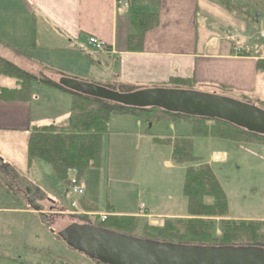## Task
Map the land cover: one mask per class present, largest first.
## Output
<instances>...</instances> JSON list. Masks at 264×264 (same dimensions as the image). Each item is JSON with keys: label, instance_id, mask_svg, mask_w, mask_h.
Masks as SVG:
<instances>
[{"label": "crops", "instance_id": "1", "mask_svg": "<svg viewBox=\"0 0 264 264\" xmlns=\"http://www.w3.org/2000/svg\"><path fill=\"white\" fill-rule=\"evenodd\" d=\"M222 1L159 0L158 6L136 2L148 5L143 7L149 12L142 14H156L158 26L144 34L140 51L130 52L129 36L134 32L130 17L136 13L131 8L134 4L129 5L124 0H0V58L42 81L54 82L55 78L65 77L117 93H121L118 88H125L121 93L125 94L160 88L170 79H186L196 82V90L203 87L220 90L228 94L223 96L239 101L245 98L253 105H264V70L258 67V61H264V42L258 43L252 37L259 34L264 38L262 26L241 21L239 17L243 12L236 4L231 0ZM248 25L253 30L256 28L257 33L248 35ZM90 37L102 41L107 50L98 52L90 48ZM2 78L0 87L13 89L2 85ZM109 83L115 87H107ZM70 109V95L33 84L28 102L0 101V138L20 139L27 150L31 126H64ZM133 121L134 128L140 129L143 122ZM146 125L147 129L151 128V124ZM137 134L140 138L141 134ZM217 141L221 140H210L211 143ZM251 145L264 151L261 146ZM236 151L255 156L237 145L233 150H217L206 165L222 164L227 157L237 154ZM216 156L220 161L215 160ZM102 158L101 153L100 168ZM165 163L171 167L168 161ZM13 181V178L5 184L0 181L3 188L0 194V264H54L57 253H54L55 248L45 244L46 235L70 249L50 231L59 222L94 224V219L106 214L146 218L151 225L159 223L151 216L185 218L158 213L151 205H141L138 214L115 213V209L112 214L107 211L98 214L90 197L80 204L72 200L67 209L58 200L50 202L46 197L30 195L24 185L15 189ZM80 185L84 195L82 179ZM226 198L228 201L227 195ZM110 208L108 203L105 210ZM228 219L264 223V213H241L233 219L228 216ZM14 220H17L16 226ZM24 220L37 226L29 228Z\"/></svg>", "mask_w": 264, "mask_h": 264}, {"label": "trees", "instance_id": "2", "mask_svg": "<svg viewBox=\"0 0 264 264\" xmlns=\"http://www.w3.org/2000/svg\"><path fill=\"white\" fill-rule=\"evenodd\" d=\"M120 1V0H119ZM131 5L144 1L152 5L159 0H124ZM237 6L238 0H231ZM251 4L237 6L241 21L261 27L264 18V0H250ZM260 16L255 19L256 13ZM133 33L129 36V51L141 50L144 34L158 26L156 14L134 13L130 17ZM107 50V48H106ZM259 69L264 70V61H258ZM0 77L14 80L16 87H0V101L28 102L31 86L62 91L71 97V109L67 124L31 126L28 130L26 150L27 166L42 161L50 166L57 181L69 193L72 177L78 181L89 170L100 168L102 139L109 133V123L114 115L132 116L145 124L186 122L191 127V137L176 136L171 140H154L155 143L170 145L171 159L176 165L186 164L182 192L187 199L185 219H162L157 226L134 217H108L94 225L110 231L131 235L140 232L144 239L185 245L204 246H257L264 247V223L256 221L228 219V201L211 168L198 164L193 155V138L215 139L264 147V136H258L218 120L191 118L180 114L167 113L156 108H127L114 103L87 97L66 90L55 82L38 80L0 58ZM196 82L186 79H170L160 88L196 90ZM223 96V95H222ZM240 101L248 102L245 98ZM264 109L262 103L255 105ZM209 200V201H208Z\"/></svg>", "mask_w": 264, "mask_h": 264}, {"label": "rangeland", "instance_id": "3", "mask_svg": "<svg viewBox=\"0 0 264 264\" xmlns=\"http://www.w3.org/2000/svg\"><path fill=\"white\" fill-rule=\"evenodd\" d=\"M251 2L250 0H238L237 6L251 4ZM135 4L131 7L132 12H149V9L143 7L148 5ZM260 20L262 23L264 22V18H260ZM248 27V35L252 36L257 33L256 28L253 30L251 26L248 25ZM252 37L258 43L264 42V38H261L259 34ZM251 48L255 53L252 46ZM93 77L95 79V76ZM1 82L5 87L14 88L16 86L14 80L9 78H2ZM106 86L115 87L112 83ZM118 89L121 93L126 90L125 88ZM195 91L228 95L223 91L205 87ZM111 120L109 134L103 136L101 168L87 172L82 177V184L85 187L84 195L73 196L65 193L64 187L57 181L50 166L46 163L36 161L31 167H28L26 144L19 141L20 139L0 138V181L5 184L6 181L13 178L15 179L13 182L16 183L15 189L26 186L30 195L37 194L38 197H46L50 202L58 200L67 209L72 200L80 204L85 198L90 197L98 214L106 211L112 214L114 209L115 213L138 214L141 205H151L158 213L182 215L186 218L187 199L183 195L182 188L188 165L174 164L170 157V145L155 143L153 139L171 140L180 135L191 137L190 125L186 122L176 124L160 122L151 124V128L147 129L148 126L142 123L138 129L134 128L131 123L135 122L131 116L114 115ZM171 125L173 129H171ZM138 132L141 134L140 138H138ZM210 140L193 138V155L198 158V164H207L211 156L217 153V150H233V147L235 149L239 145L229 141L211 143ZM241 147L255 156H246L243 152L236 151L237 154L227 157L226 162L210 166L228 197V216L231 219L241 213L242 215L264 213V151L256 149L257 147L251 144H243ZM166 161L171 164V167L166 165ZM7 165L10 166L7 167ZM2 190L3 188L0 186V194ZM108 203L112 208L105 210ZM258 203L263 205L259 206ZM151 217L153 221L157 222L163 219L156 216ZM16 223L17 220H14V226ZM23 223L29 228L37 226L30 221L25 222L24 220ZM131 235L141 237L139 231ZM45 244L56 250L54 264H94L78 252L67 250L60 243L51 241L47 235Z\"/></svg>", "mask_w": 264, "mask_h": 264}, {"label": "water", "instance_id": "4", "mask_svg": "<svg viewBox=\"0 0 264 264\" xmlns=\"http://www.w3.org/2000/svg\"><path fill=\"white\" fill-rule=\"evenodd\" d=\"M258 17L259 12L255 15ZM54 82L66 90L123 107L156 108L191 118L223 121L264 136V109L226 96L169 88L121 94L65 77L55 78ZM50 231L95 264H264V247L171 244L70 222H59Z\"/></svg>", "mask_w": 264, "mask_h": 264}, {"label": "built area", "instance_id": "5", "mask_svg": "<svg viewBox=\"0 0 264 264\" xmlns=\"http://www.w3.org/2000/svg\"><path fill=\"white\" fill-rule=\"evenodd\" d=\"M262 36H264V26H263ZM88 46L90 48H92L93 50L98 51V52L105 51V49H106L105 44L102 41H100L94 37H90L88 39ZM215 160L220 161L219 156H216ZM69 194H71L73 196H80L83 194V189L81 188L80 182L74 177H72L70 180ZM71 206L75 207V204L72 203ZM108 217H109L108 215H102V216H100V221L104 222V221H106V219Z\"/></svg>", "mask_w": 264, "mask_h": 264}, {"label": "flooded vegetation", "instance_id": "6", "mask_svg": "<svg viewBox=\"0 0 264 264\" xmlns=\"http://www.w3.org/2000/svg\"><path fill=\"white\" fill-rule=\"evenodd\" d=\"M80 224H85V223H80ZM106 230H108V229H106ZM110 231V230H109ZM120 234V233H119ZM124 235V234H123ZM128 236H133V235H128ZM134 237V236H133ZM95 264V263H94Z\"/></svg>", "mask_w": 264, "mask_h": 264}]
</instances>
